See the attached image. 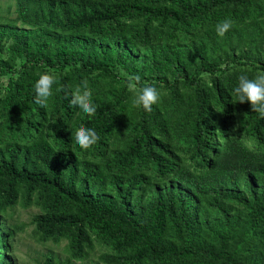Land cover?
Instances as JSON below:
<instances>
[{
    "label": "trees",
    "instance_id": "obj_1",
    "mask_svg": "<svg viewBox=\"0 0 264 264\" xmlns=\"http://www.w3.org/2000/svg\"><path fill=\"white\" fill-rule=\"evenodd\" d=\"M13 1L0 17V264H15L18 205L37 208L39 242L66 243L36 264H264V118L231 93L264 73V0ZM134 77L157 88L151 111L132 107ZM84 82L90 116L65 98ZM80 127L97 133L86 150Z\"/></svg>",
    "mask_w": 264,
    "mask_h": 264
},
{
    "label": "clouds",
    "instance_id": "obj_2",
    "mask_svg": "<svg viewBox=\"0 0 264 264\" xmlns=\"http://www.w3.org/2000/svg\"><path fill=\"white\" fill-rule=\"evenodd\" d=\"M232 27V21L225 18L215 25V33L219 37H223L225 33ZM139 77H134L127 83V88L133 92L131 99L132 107H140L144 111H151L152 105L156 104L159 99V92L155 86L145 85L137 90L135 81ZM55 83V77L47 72L41 73L34 81V103L40 107L48 102L52 96V86ZM85 89L81 91L79 88L74 92H65V98L68 103L82 114L92 115L95 111V105L92 101L91 94L86 90V82L82 84ZM231 93L236 102H248L251 112L258 114L260 118H264V73H259L253 78L247 75H239L236 83L231 89ZM97 133L92 128L80 127L73 135V142L82 150L88 149L96 143Z\"/></svg>",
    "mask_w": 264,
    "mask_h": 264
},
{
    "label": "rangeland",
    "instance_id": "obj_3",
    "mask_svg": "<svg viewBox=\"0 0 264 264\" xmlns=\"http://www.w3.org/2000/svg\"><path fill=\"white\" fill-rule=\"evenodd\" d=\"M8 13L10 18L15 17L14 1L0 0V17H9ZM37 212L38 210L35 207L25 208L20 205L10 212V224L18 228L12 253L15 264H36L37 261H42L49 254L60 259L66 257L63 251L66 243L55 244L51 241L42 243L34 236L35 227L32 218Z\"/></svg>",
    "mask_w": 264,
    "mask_h": 264
}]
</instances>
